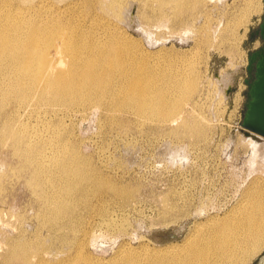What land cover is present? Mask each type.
I'll use <instances>...</instances> for the list:
<instances>
[{
  "label": "rangeland",
  "instance_id": "obj_1",
  "mask_svg": "<svg viewBox=\"0 0 264 264\" xmlns=\"http://www.w3.org/2000/svg\"><path fill=\"white\" fill-rule=\"evenodd\" d=\"M18 1L33 10L39 4ZM44 1L52 6L65 3ZM178 1L118 0L112 1L114 10L105 13L112 29L137 43L131 50L159 76L160 86L166 87L172 74L179 73L178 78L185 76L184 70L186 75L192 71V91L168 119H140L132 111L110 116L103 105L56 110L41 105L20 107L14 121L41 149L48 145V132L57 130L55 148L66 150L56 155L59 160H86L91 176L124 189L126 196L107 190L89 195L88 204L74 205L71 221L63 218L52 229L41 215L46 205L42 192L49 188L32 185L33 162L15 148L13 138L4 139L0 133V264H22L3 258L18 240L33 242V248L50 258L56 253H84L96 261L121 252L178 248L194 223L208 214L221 217L243 199L253 180L264 182V158H253L248 133L241 126L247 81L253 75L246 69L247 57L262 45L257 30L264 0H253L261 1L260 10L249 17L238 42L226 30L231 19L226 22L225 11L240 0H184L189 6L180 15L175 14ZM128 8L136 23L134 32L125 22ZM242 31L239 26L237 37ZM218 76L228 80L225 97L217 89ZM192 113L204 118L202 136L181 131ZM53 175L57 184L63 181L59 170ZM169 233L179 234L163 236ZM263 248L264 240L243 264H251Z\"/></svg>",
  "mask_w": 264,
  "mask_h": 264
},
{
  "label": "bare ground",
  "instance_id": "obj_2",
  "mask_svg": "<svg viewBox=\"0 0 264 264\" xmlns=\"http://www.w3.org/2000/svg\"><path fill=\"white\" fill-rule=\"evenodd\" d=\"M89 1L65 0L52 6L38 0L33 10L32 5H21L18 0H0V133L4 139L13 138L14 145L18 143L15 148L33 162L32 185L42 183L49 188L42 192L46 205L41 215L43 223L52 229L63 218L71 221L74 205L88 204L89 195L107 190L123 198L127 191L107 186L102 177L91 176L87 172L89 163L78 156L59 160L60 155H56L66 150L64 146L55 148L57 130L48 132L44 139L48 145L41 149L24 129L14 126L19 108L43 105L56 110L103 105L110 116L132 111L140 119L155 116L164 121L187 99L193 86L192 71L186 75L185 70V76L172 74L166 87L160 86L159 76L136 55V50H131L137 43L110 27L105 13L114 10L112 4L118 0ZM260 3L240 0L232 10L225 11L226 22L231 19L226 30L235 42L244 37L249 17L260 10ZM188 6V2L179 0L175 14H182ZM130 12L128 8L125 22L132 27L136 23ZM239 26L243 31L237 37ZM227 81L225 76L216 78L222 94ZM199 116L192 113L187 117L189 121L185 119L181 131L202 136L206 123ZM246 139L253 158H264V136L250 131ZM37 151H41V157H36ZM58 170L63 176L59 184L53 175ZM189 229L178 248L169 245L161 251L146 249L143 254L121 252L108 260L96 261L84 253H56L50 258L33 248V242L23 240L12 243L3 258L19 259L22 264H243L264 240V182L253 180L243 199L221 217L208 214ZM237 236L243 241L239 242ZM263 251L257 255L260 258L256 264L264 263Z\"/></svg>",
  "mask_w": 264,
  "mask_h": 264
},
{
  "label": "water",
  "instance_id": "obj_3",
  "mask_svg": "<svg viewBox=\"0 0 264 264\" xmlns=\"http://www.w3.org/2000/svg\"><path fill=\"white\" fill-rule=\"evenodd\" d=\"M133 32V26L130 28ZM257 33L262 39L259 49L248 54L246 69L253 71L250 80L247 81L246 102L241 120V126L245 134L255 132L264 136V16L258 24ZM179 233L163 234L164 237L174 238ZM264 253V251L262 252ZM260 256L252 261L256 264Z\"/></svg>",
  "mask_w": 264,
  "mask_h": 264
}]
</instances>
